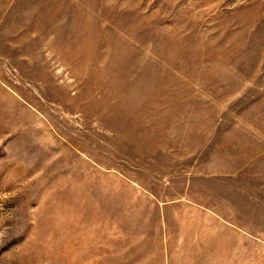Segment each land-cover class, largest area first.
I'll list each match as a JSON object with an SVG mask.
<instances>
[{
	"label": "rangeland",
	"instance_id": "374dc122",
	"mask_svg": "<svg viewBox=\"0 0 264 264\" xmlns=\"http://www.w3.org/2000/svg\"><path fill=\"white\" fill-rule=\"evenodd\" d=\"M0 264H264V0H0Z\"/></svg>",
	"mask_w": 264,
	"mask_h": 264
},
{
	"label": "crops",
	"instance_id": "0c3cea01",
	"mask_svg": "<svg viewBox=\"0 0 264 264\" xmlns=\"http://www.w3.org/2000/svg\"><path fill=\"white\" fill-rule=\"evenodd\" d=\"M206 225L202 230L204 237L209 241H216L221 238L224 231L233 232L234 226L228 224L226 227L222 222L221 217L211 208H207L204 213Z\"/></svg>",
	"mask_w": 264,
	"mask_h": 264
},
{
	"label": "bare ground",
	"instance_id": "6f19581e",
	"mask_svg": "<svg viewBox=\"0 0 264 264\" xmlns=\"http://www.w3.org/2000/svg\"><path fill=\"white\" fill-rule=\"evenodd\" d=\"M79 45H80V44H79ZM79 45H78V46H79ZM82 46H83V45H82ZM78 49H80V47H79Z\"/></svg>",
	"mask_w": 264,
	"mask_h": 264
}]
</instances>
